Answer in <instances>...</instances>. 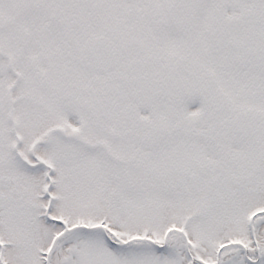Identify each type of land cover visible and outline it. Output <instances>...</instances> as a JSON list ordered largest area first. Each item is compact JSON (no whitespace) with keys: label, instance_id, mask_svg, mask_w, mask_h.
I'll list each match as a JSON object with an SVG mask.
<instances>
[{"label":"snow or ice","instance_id":"1","mask_svg":"<svg viewBox=\"0 0 264 264\" xmlns=\"http://www.w3.org/2000/svg\"><path fill=\"white\" fill-rule=\"evenodd\" d=\"M0 264H264V0H0Z\"/></svg>","mask_w":264,"mask_h":264}]
</instances>
